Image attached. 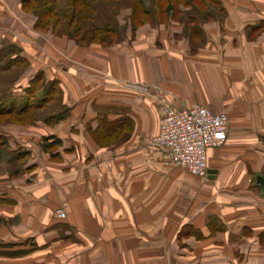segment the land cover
Instances as JSON below:
<instances>
[{"label": "crops", "instance_id": "obj_1", "mask_svg": "<svg viewBox=\"0 0 264 264\" xmlns=\"http://www.w3.org/2000/svg\"><path fill=\"white\" fill-rule=\"evenodd\" d=\"M230 1L200 18L198 45L171 22L90 54L103 73L88 77L117 86L92 82L31 135L0 132V264H264V0ZM138 84L176 109L229 114L206 178L152 146L167 102ZM101 125L126 136H94Z\"/></svg>", "mask_w": 264, "mask_h": 264}, {"label": "rangeland", "instance_id": "obj_2", "mask_svg": "<svg viewBox=\"0 0 264 264\" xmlns=\"http://www.w3.org/2000/svg\"><path fill=\"white\" fill-rule=\"evenodd\" d=\"M90 1L93 4L92 9L78 10L76 12L78 20L71 26L73 9H69L68 0H60L57 8L59 16L57 27L51 23L45 27L46 31H42L36 28L37 14L31 9H25L22 0H0V102L15 95L12 100L8 99V102L17 101L18 109L21 110L26 102L28 104V97H24V91L37 76L43 75V82L40 81L42 85L40 96L34 100V108L28 118L22 119L21 123L16 119L5 121L0 118V132L12 124L16 129L20 128L17 132L28 130V135H31L29 130L31 126L37 127V124L43 121L44 125L51 123L52 114L58 115L60 120L66 117L69 113L67 102H73L74 96H77L76 100L81 99L80 96H85L86 86L93 83L94 86L95 84L117 86L114 78L104 79L98 84L88 77L90 73L96 75L103 73L100 65L92 62L100 57L95 56L90 62L87 60L91 57L90 54L104 53L106 49L116 54L117 50L121 51L118 48L123 40L137 35V31H142L140 29L148 25L162 29L163 25H171V22L178 23L173 24L174 27H180V22L187 24L191 28V41L198 45L203 40L200 18L210 21L219 16L222 19L226 15L222 7L232 3L230 0ZM181 6L190 9L189 11L179 9ZM219 7L218 14L215 9ZM79 15L87 17L88 20L83 22ZM152 52L156 53V56L161 53L159 49ZM18 57L22 58L23 62L20 60L10 62ZM43 69L46 71H41ZM48 91L54 93L46 95ZM95 93L96 91H91L86 95L90 97ZM147 94L149 97L160 99L161 102H167L166 98L163 99V92L157 89L144 95ZM47 97L52 99L43 103ZM9 104L5 103L4 106H10ZM162 104L176 109L168 102ZM110 127L114 128V125L108 126V133L98 131L96 134L94 132V136H126V133L121 135L112 131Z\"/></svg>", "mask_w": 264, "mask_h": 264}, {"label": "built area", "instance_id": "obj_3", "mask_svg": "<svg viewBox=\"0 0 264 264\" xmlns=\"http://www.w3.org/2000/svg\"><path fill=\"white\" fill-rule=\"evenodd\" d=\"M142 92L161 91L155 86H137ZM230 117L226 111L213 112L195 104L191 107L173 109L164 104L158 122V133L151 138L152 146L164 153L168 164L177 166L189 174L204 179L208 176L211 149L227 142ZM60 220L67 214L57 212Z\"/></svg>", "mask_w": 264, "mask_h": 264}, {"label": "trees", "instance_id": "obj_4", "mask_svg": "<svg viewBox=\"0 0 264 264\" xmlns=\"http://www.w3.org/2000/svg\"><path fill=\"white\" fill-rule=\"evenodd\" d=\"M60 0H22L23 7L26 9H31L37 14L38 20L36 23V28L40 29L42 31H46L45 27L48 24H54L55 28L57 27L59 23V16H57V8H58V3ZM69 1V9L72 10V16H71V26H73V22L78 20V15H76V12L78 10H89L92 9V2L90 0H68ZM95 1V0H94ZM171 7V6H169ZM147 14V13H146ZM87 18V17H86ZM85 16H80L79 19L82 20L83 22H86L88 19H86ZM22 61V58H15L10 60V62L14 63L16 61ZM40 81L43 82V75L40 74L33 80L30 84L29 87L25 90L26 92V97H28V104L26 102V105L20 109L17 108V106L14 103L8 102V100H4L0 103H3L0 105V118H3V120H11L14 121L13 119L19 120V122H22V119L28 118L30 113L33 111L34 108V100L38 99L40 96V91L42 90V85L40 84ZM54 87V85L52 86ZM56 87V86H55ZM57 88V87H56ZM58 92V90H57ZM54 93V91H48L46 93L50 94ZM52 98H45L42 102H47L48 100L50 101ZM52 102V101H51ZM7 103L10 106H4V104ZM60 120V117H59ZM114 126V128L110 127L111 130L117 132L118 127ZM108 127H105L104 125H101L99 132H104L108 133ZM98 132V131H97ZM96 132V133H97ZM98 136V135H96ZM1 140V138H0ZM45 144H47V140L44 141ZM61 143V142H59ZM48 147V146H45Z\"/></svg>", "mask_w": 264, "mask_h": 264}, {"label": "water", "instance_id": "obj_5", "mask_svg": "<svg viewBox=\"0 0 264 264\" xmlns=\"http://www.w3.org/2000/svg\"><path fill=\"white\" fill-rule=\"evenodd\" d=\"M208 173H212V171L209 170Z\"/></svg>", "mask_w": 264, "mask_h": 264}]
</instances>
